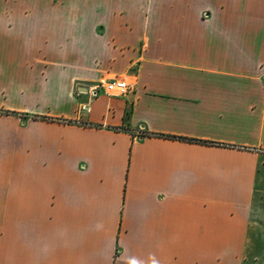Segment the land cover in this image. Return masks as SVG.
Wrapping results in <instances>:
<instances>
[{"label":"crops","instance_id":"1","mask_svg":"<svg viewBox=\"0 0 264 264\" xmlns=\"http://www.w3.org/2000/svg\"><path fill=\"white\" fill-rule=\"evenodd\" d=\"M262 241L264 0H0V264H264Z\"/></svg>","mask_w":264,"mask_h":264},{"label":"built area","instance_id":"2","mask_svg":"<svg viewBox=\"0 0 264 264\" xmlns=\"http://www.w3.org/2000/svg\"><path fill=\"white\" fill-rule=\"evenodd\" d=\"M104 88L107 94L114 96H123L129 93L131 90V85L126 80L115 79L110 82L104 83ZM84 110H87V107H84Z\"/></svg>","mask_w":264,"mask_h":264},{"label":"rangeland","instance_id":"3","mask_svg":"<svg viewBox=\"0 0 264 264\" xmlns=\"http://www.w3.org/2000/svg\"><path fill=\"white\" fill-rule=\"evenodd\" d=\"M84 107H87V110H88V106L84 105V106H82V108H81V111H83V112L87 111V110H84ZM262 245H263V247H264V241H262ZM262 254H263V253H262ZM248 264H251V262L249 261ZM254 264H256V263H254ZM260 264H261V263H260Z\"/></svg>","mask_w":264,"mask_h":264}]
</instances>
